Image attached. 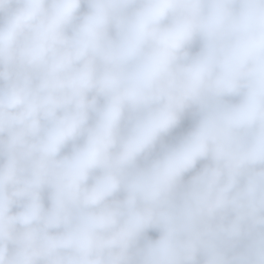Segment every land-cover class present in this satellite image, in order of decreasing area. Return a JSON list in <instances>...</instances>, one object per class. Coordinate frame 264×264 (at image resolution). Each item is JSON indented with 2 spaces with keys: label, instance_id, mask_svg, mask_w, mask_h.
<instances>
[{
  "label": "clouds",
  "instance_id": "clouds-1",
  "mask_svg": "<svg viewBox=\"0 0 264 264\" xmlns=\"http://www.w3.org/2000/svg\"><path fill=\"white\" fill-rule=\"evenodd\" d=\"M0 264H264V0H0Z\"/></svg>",
  "mask_w": 264,
  "mask_h": 264
}]
</instances>
